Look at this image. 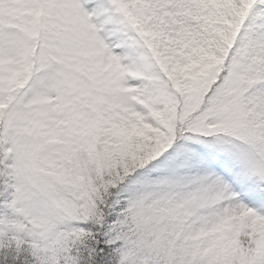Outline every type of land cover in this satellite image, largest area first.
<instances>
[{
	"label": "snow or ice",
	"instance_id": "snow-or-ice-1",
	"mask_svg": "<svg viewBox=\"0 0 264 264\" xmlns=\"http://www.w3.org/2000/svg\"><path fill=\"white\" fill-rule=\"evenodd\" d=\"M0 264H264V0H0Z\"/></svg>",
	"mask_w": 264,
	"mask_h": 264
}]
</instances>
